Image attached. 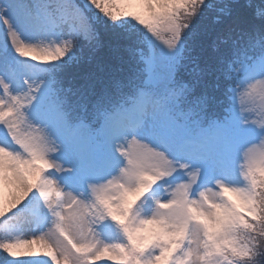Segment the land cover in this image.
Listing matches in <instances>:
<instances>
[{
	"label": "snow or ice",
	"instance_id": "snow-or-ice-1",
	"mask_svg": "<svg viewBox=\"0 0 264 264\" xmlns=\"http://www.w3.org/2000/svg\"><path fill=\"white\" fill-rule=\"evenodd\" d=\"M0 264H264V0H0Z\"/></svg>",
	"mask_w": 264,
	"mask_h": 264
}]
</instances>
